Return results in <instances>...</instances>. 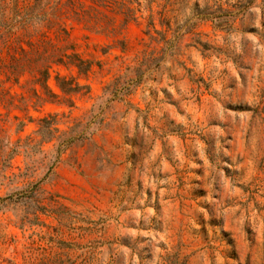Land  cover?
Returning a JSON list of instances; mask_svg holds the SVG:
<instances>
[{
    "label": "rangeland",
    "instance_id": "1",
    "mask_svg": "<svg viewBox=\"0 0 264 264\" xmlns=\"http://www.w3.org/2000/svg\"><path fill=\"white\" fill-rule=\"evenodd\" d=\"M0 264H264V0H0Z\"/></svg>",
    "mask_w": 264,
    "mask_h": 264
},
{
    "label": "trees",
    "instance_id": "2",
    "mask_svg": "<svg viewBox=\"0 0 264 264\" xmlns=\"http://www.w3.org/2000/svg\"><path fill=\"white\" fill-rule=\"evenodd\" d=\"M220 13L221 14H224V12H222V11H220ZM197 16L198 17H207V16H210V17H212V18H214L215 19V13H214V11H202V12H199L198 14H197ZM221 24V22L220 21H218V23H217V25H220ZM185 27H184V30L188 27V26H186V24L184 25ZM188 29V28H187ZM154 32L155 33H158L155 29H154ZM147 33H150V31L148 30L147 31ZM161 40H162V42L164 43V47L163 48H161L160 49V52H162V54L158 57V58H153L152 59V61L154 60V66L153 67H155V66H157L158 65V62L163 58V55H164V53H165V51L168 49V48H170L171 46H173L172 44V40H170V39H164L163 37L161 38ZM55 62H63L61 59H60V61H55ZM69 62H71V63H74V61H69ZM78 66V65H77ZM148 68H150V65L147 67V69ZM142 72L143 71H141V69H139V71H138V80L136 81V83H135V85H137L138 83H139V80H140V76H141V74H142ZM47 76H48V71H47V69L44 71V81L46 80V78H47ZM56 79H57V82H58V86H59V88H60V90L63 92V93H65V94H68V93H76V92H78V90H79V85L78 84H74V85H71V83L69 82V81H66L65 79H63L62 77H59L58 75H56ZM44 87L45 88H47V85L44 83ZM69 105H71L72 104V101H69V103H68ZM41 120H43L44 121V119H41ZM50 124H51V122H50ZM54 129L55 128H52V129H49L48 128V130H50L49 131V133H51V131H54ZM81 136V135H80ZM51 136H48V139L50 138ZM76 137L75 136H69V137H65L64 139H62L61 140V144L62 143H65V142H71L72 140H74ZM59 143V144H60Z\"/></svg>",
    "mask_w": 264,
    "mask_h": 264
}]
</instances>
